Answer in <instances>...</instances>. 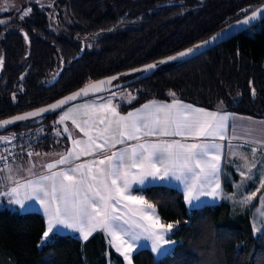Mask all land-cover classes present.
<instances>
[{
	"label": "trees",
	"instance_id": "trees-1",
	"mask_svg": "<svg viewBox=\"0 0 264 264\" xmlns=\"http://www.w3.org/2000/svg\"><path fill=\"white\" fill-rule=\"evenodd\" d=\"M263 2L19 0L13 10L16 17L10 15L0 24V119L48 103L91 80L180 51L223 30L243 10ZM61 6L70 21L59 29ZM28 7L30 15L19 19L21 9ZM55 8L59 21L54 20ZM109 28L84 47L76 38ZM54 70L57 74L51 82ZM128 86L135 88L136 98L120 107L122 112L149 100L176 98L264 118V20L195 59L164 65ZM59 113L7 131L24 134L23 130L49 122ZM42 142L37 143V151L43 149ZM133 193L155 205L163 224L174 225L170 238L175 241L169 254L159 260L149 248L137 250L132 255L134 264H264V231L254 233L249 211L235 213L224 200L188 208L183 193L166 185ZM45 229L41 213L0 208V264H126L103 231L87 240L55 233L40 246Z\"/></svg>",
	"mask_w": 264,
	"mask_h": 264
},
{
	"label": "snow or ice",
	"instance_id": "snow-or-ice-1",
	"mask_svg": "<svg viewBox=\"0 0 264 264\" xmlns=\"http://www.w3.org/2000/svg\"><path fill=\"white\" fill-rule=\"evenodd\" d=\"M6 10L0 9V11ZM21 11L23 15L19 19L23 20L30 15L31 10L21 9ZM257 15H264V9L253 11L251 17L244 23L255 19ZM2 23L4 21H0V24ZM25 39H27V34H25ZM213 39L216 38L213 37ZM204 43L207 44L210 41ZM196 47L198 48L200 45ZM193 51L194 49H188L187 52H181L168 59L176 60ZM165 62L161 61L160 63ZM155 67H157L156 64L147 65L143 71ZM114 79L117 78L112 77L108 81H101L91 87L99 88ZM78 95H87V91L82 89L80 93L68 97L56 105H51L49 109H39L36 112L2 120L0 128L37 116L40 112L54 110L60 104H64L67 100L74 99ZM152 103L155 104V102ZM174 106L160 105L155 113H149L143 117L129 112L127 117L121 116L116 121L120 139L113 142L108 137H103L101 144H95L96 138L90 137V140L96 148L103 151L108 146L115 147L117 143H124L125 139L139 140L141 135H190L193 137L218 135L220 139L225 138L224 121L227 116H221L219 122L213 125L202 120L199 116L190 117L187 114L174 116L170 111H164L165 109L170 110ZM149 107L148 104L143 106L144 109ZM182 107L195 113L204 111L203 109H192L191 105H182ZM111 111L115 113L114 108ZM139 112L140 110H137V113ZM161 112L164 114L160 115ZM204 115L215 117L216 113H204ZM134 116L136 118L129 123V119ZM68 118L69 114L66 112L61 116L59 122ZM72 122L76 124L74 119ZM121 122L124 123L121 124ZM100 123L103 124L104 120H101ZM172 125H175L174 129H172ZM128 128H131L132 131H127ZM65 131L68 129L65 128ZM81 131L84 129L81 128ZM101 131L106 132L108 129L105 128ZM9 139V137H0V140L5 142ZM79 143L80 141H74V144ZM220 148L219 144H184L175 140L145 142L113 152L110 156L105 155L90 164H78L67 170L52 171L58 164L70 162L73 153L69 151L54 163L44 165L48 174L41 175L35 180L17 178L13 174L15 170L6 164L5 168L9 174L3 175L4 169H0V186L6 187L7 190L0 191V197L9 198V203L18 205L21 209L26 207V201L38 202L43 207L47 225L41 237L42 243L50 239L51 235L55 234L54 230L61 226L78 231L83 240H87L94 231L100 229L111 237L109 243L113 244L127 264H132L131 253L144 246L142 241L150 244L151 252L159 260L169 254L171 246L175 243L170 238H166L167 234L173 230L174 225L161 223L156 214L155 205L149 203L143 196L132 195L130 189L133 184L144 185L149 179L152 181L170 179L183 184L184 201L189 205L199 201L202 196L215 199L219 195L218 190L220 189L218 179ZM213 149L215 152L212 151ZM84 151L86 154H91L89 149ZM252 152L255 153L256 149L253 148ZM31 155L29 153V156ZM37 155L39 154L37 153ZM75 158L79 159V155H76ZM0 159L7 160V157L0 156ZM97 164L100 167L94 172L93 166ZM27 171L32 174L30 168ZM241 175L243 176L244 173L241 172ZM209 177H217L215 183ZM21 179L24 180L23 183L20 182ZM261 187H264V182ZM21 190H24L23 197H21ZM255 196L256 193H252L242 203H247ZM261 215L264 216V213ZM259 229L260 225H254V232ZM115 241H119V243H114Z\"/></svg>",
	"mask_w": 264,
	"mask_h": 264
},
{
	"label": "crops",
	"instance_id": "crops-1",
	"mask_svg": "<svg viewBox=\"0 0 264 264\" xmlns=\"http://www.w3.org/2000/svg\"><path fill=\"white\" fill-rule=\"evenodd\" d=\"M152 102H155V104H153ZM146 104L150 105L148 109L143 108V106ZM160 105H175L170 110L169 109L164 110L165 112L170 111L174 116H179L181 114H187L190 117L199 116L202 120L207 121L213 125L219 122V118L221 116H227V119L224 121L225 138L220 139L218 135L207 136V137H203V136L193 137L190 135H179V136L141 135L139 140L125 139L124 143L122 144L117 143L115 144V147L108 146L104 148L103 151L95 147V144L103 143V137H108L113 142L115 140L120 139L119 130L117 129V124H116V121L119 120V117L121 116L127 117V114L129 112L136 113L141 117L147 116L149 113H155L157 107ZM182 105H191L192 109H203L204 111L202 113H195L192 110L184 109ZM113 108L115 109V113L111 111V109ZM137 110H140V112L137 113ZM66 112L69 114V118L64 120L63 122H60V125L62 126L63 129L62 131L64 132V136L68 140V145L66 150L65 148H61L55 150L52 153H47V154L38 153L39 155L37 157L26 162L20 161L22 159H25L26 156H22L18 158L17 160L9 164V166H11L13 170H15L13 174H15L17 178L23 177L24 179L35 180L41 175H47L48 171L45 169L44 165L48 163H54L55 161L59 160L62 155L67 154L69 151L73 153V157L71 158L70 162L62 165L58 164L55 168L52 169V171L67 170L68 168L78 164H90L92 161L94 160L98 161L99 159L103 158L105 155L110 156L113 152L130 148L131 146H134L139 143L158 142L162 140H167V141L175 140V141H180L181 143L184 144L203 143L209 145H213V144L221 145V148L219 150L220 171L218 173V179L220 183V189L218 190L219 195L215 199H213L212 197L202 196L199 200L202 202L199 203L194 202L193 205H189L186 203L188 207L194 208V207L202 206L204 204L219 203L221 201V193L224 192L222 190V185L226 173L228 159L229 161L231 160L233 162V165H231V167L229 168L230 170H232V174H234V177L236 176L237 173H239L238 172L239 168L236 167V165L234 164L235 161L244 160L247 161L246 163L250 164L252 169L253 167L256 166L257 168H259L260 173H257V177L259 178L260 183L264 182V118L239 114L235 112H228L223 109H208V108L196 106L189 102L178 100L176 98H173L170 101L149 100L140 104L138 107L129 110L126 113H122L118 111L116 107L110 103H102L101 101H97L95 99H86L71 104L66 108H64L62 111H60V113L57 115L58 121H60L61 116H63ZM204 113H216V116L209 117L204 115ZM163 114L164 112L160 113V115ZM135 118H136L135 116L130 118L128 122L130 123ZM73 119L76 121V124H73L72 122ZM101 120H104L103 124L100 123ZM123 123L124 122H121V124ZM76 125H79L80 127H77ZM65 128H67L68 131H65ZM81 128L84 129V131H81ZM105 128H107L108 131L106 132L101 131ZM174 128L175 125H172V129ZM127 131L131 132L132 129L128 128ZM0 137L10 138L9 141L7 142L0 140V153L8 149L12 144H16L14 142L15 140L14 133L0 134ZM90 137L96 138L95 144L91 142ZM74 141H80V143L74 144ZM253 148L256 149L255 153L252 152ZM85 149H89L91 151V154H86L84 151ZM212 151L215 152V149H213ZM76 155H79V159L75 158ZM258 158L262 160L260 165L255 163L257 162L256 159ZM99 167L100 166L98 164L93 166V171L95 172L96 169ZM29 168L31 169L32 174H30L27 171V169ZM8 174H9L8 170L4 168L3 175H8ZM258 175H260V177ZM216 178L217 177H209V179L212 180L213 183H215ZM20 182L23 183L24 180L21 179ZM145 184L147 185L169 184L170 186L178 187L182 192L184 187L183 184H181L180 182L170 179L165 181H159V180L152 181L151 179H149L148 181L145 182ZM6 190H7L6 187L0 186V191H6ZM130 193L131 194L133 193L132 188L130 189ZM23 195H24V190H21V197H23ZM125 203L127 202L125 201ZM0 208H8L19 212L34 211L41 213L44 216L47 225V217L44 213V209L38 202L26 201V207L24 209H21L18 205L9 203V198L0 197ZM98 231H102V230L97 229L91 235H93L95 232ZM54 232L59 234H71L83 240L78 231L66 229L63 228L62 226L55 229ZM106 236L110 241L111 237L108 236L107 233ZM114 243H117V241H115ZM141 248H149V247L142 246L138 248V250ZM136 251H134L133 254Z\"/></svg>",
	"mask_w": 264,
	"mask_h": 264
},
{
	"label": "rangeland",
	"instance_id": "rangeland-1",
	"mask_svg": "<svg viewBox=\"0 0 264 264\" xmlns=\"http://www.w3.org/2000/svg\"><path fill=\"white\" fill-rule=\"evenodd\" d=\"M18 2H19V0H0V9H7L6 11H0V21L8 20L10 15H12L13 17H16L17 14L13 10H14L15 6L18 4ZM61 8H62L61 16L63 17V22L61 23V26H59V29H61V27L63 26V23H67L70 21V18H68L66 15L67 13L65 11V8L63 6H61ZM252 8L253 7H249L247 9L243 10L242 13L245 14L248 11H250ZM29 9L31 10L30 7L25 8L24 11H28ZM1 15H3V17H1ZM21 15H23V12H20V16ZM59 15L60 14H59L58 9L55 8L54 9V20L59 21V18H58V17H60ZM110 30H112V28L95 30V31H92V32L87 33V34L78 35L76 38H78L82 42V46L84 47L87 44H89L92 39H94V38H96V37H98V36H100L106 32H109ZM56 74H57V70H54L51 73V75H50L51 82L53 81ZM171 94H173V93H171ZM135 98H136L135 88L132 86H125V87H122L118 90H114L108 94L93 97L90 99H95L97 101H101L102 103H110L113 106H115L118 111H120V107H122L123 105H126V106L130 105L135 100ZM134 108H136V107H134ZM134 108H131L129 110H132ZM129 110H127L125 112H122V111H120V112L126 113ZM56 118H57V116H56ZM56 118L49 120V122L46 121L42 124H39V126H35L33 128H30V129H25V130H23V132H25L24 134H15L14 133V135H15L14 142L20 144L19 146H21L22 144H26L27 148L30 147L29 148L31 150L30 153L32 154L31 156H29V153L28 154H21L15 160H17L18 158H20L22 156H26L25 159L20 160L22 162H26V161H30V160L34 159L35 157H37L38 156L37 153H41V154L52 153L55 150H58L61 148H65V150H66L67 145H68V140L64 136V132L62 131L63 129H62V126L60 125V122L58 121V118L57 119ZM39 121H41V118L36 119L34 121H31V123H36ZM8 133H13V132H12V130H10V131H6V132L0 133V134H8ZM17 135H20L21 137L16 139ZM39 140L43 141L41 144V149L43 148L45 150V149L49 148L50 149L49 152L43 151V149L40 151L36 150V145L39 142ZM12 145H17V144H12ZM8 149H6L5 151H7ZM5 151H3V152H5ZM3 152H1V153H3ZM256 160H257V162H255V163L260 165L262 160L260 158H258ZM12 162L13 161H11L10 163H12ZM246 162L247 161H244V160L235 161L234 164L236 165V167L239 168V171H238L239 173L236 172L237 174L234 177V174H232V170H230V168H229V167H231V165H233V162L231 160L229 161V159H228L226 173H225V177H224V181H223V185H222V190L224 192L221 193V201H223V200L229 201L231 206H232L233 212H235V213L236 212H242V211H249L251 213L253 227H254V225H260V229L256 232H254L255 234H258V233L264 231V216L261 215V213H264V191H263L264 187H261L262 183L259 182V178L257 177V173H260L259 168H257V166H256V167H253V169H252L250 164L246 163ZM241 172L244 173L243 176L241 175ZM258 176L260 177V175H258ZM151 185L170 186L169 184H151ZM151 185L136 184V185H133L132 191L134 192L135 189H144V188L151 186ZM172 187H174V186H172ZM175 188L179 189L178 187H175ZM258 189H259V191H257ZM252 193H256V196L253 197L251 200H249L247 203H242L243 201H245V198L251 196ZM132 195H134V193H132ZM135 196H142V195L139 193H136ZM199 202H202V201H196V203H199ZM188 208H191V207H188ZM194 208H196V207H194ZM156 214H157V212H156ZM170 234H171V232L167 234L166 238H170ZM47 241L48 240H46L43 243L40 242V246L45 244ZM172 241H174V240H172ZM117 243H119V241H117ZM141 243L144 246H147L150 248V244L148 242L142 241ZM174 246H175V243L171 246L170 251L173 249ZM133 252L131 253V260H132ZM125 263L127 264L126 261H125ZM132 264H134L133 260H132Z\"/></svg>",
	"mask_w": 264,
	"mask_h": 264
},
{
	"label": "water",
	"instance_id": "water-1",
	"mask_svg": "<svg viewBox=\"0 0 264 264\" xmlns=\"http://www.w3.org/2000/svg\"><path fill=\"white\" fill-rule=\"evenodd\" d=\"M261 9H264V2L262 4L256 6V7L252 8L250 11L243 14L242 16H240L237 20L232 22L230 25H228L223 30L216 32L215 34L209 36L208 38L203 39L201 41H198V42H196V43H194V44H192V45H190V46H188V47H186L180 51H177V52L172 53L170 55L156 59L152 62L146 63V64L139 66V67H135V68H132V69H129L126 71H122L119 73H115L112 75H107V76H104V77H101L98 79L91 80V81L79 86L78 88H76V89H74V90H72V91H70V92L50 101V102H48V103H45V104H42V105L37 106L35 108L29 109L26 111H22V112L10 115L8 117L2 118V119H0V121L6 120V119H11L12 117H15L18 115H24L26 113L36 112L39 109H49L51 105H56L60 101H65L66 98H68V97H73L75 94L80 93L82 89L87 91V95L75 96L74 99L67 100L66 103L60 104L54 110L40 112V114L37 116L29 117L26 120L18 121V122H15L13 124L7 125L3 128H0V133L6 132L7 130L11 129L13 126H15L17 124L29 122V121L31 122V121L43 118V117L48 116V115L58 113V112L62 111L64 108H66L67 106L74 104L76 102L83 101V100L90 99V98L97 97V96H101V95H105V94H108L114 90H118L122 87L136 83L140 80H143L148 75H150L151 73H153L158 68H160L164 65L195 59V58L199 57L200 55L206 53L207 51H209L213 48H216V47L220 46L221 44L229 41L230 39H232V38H234V37H236L242 33H245L246 31L254 29L256 26H258L260 23H262L264 20V15H257V17L255 19L249 20L248 23H244V21L246 19L251 17L253 11H257V10H261ZM213 37H215L216 39H213ZM205 41H210V43L205 44L204 43ZM198 45H200V47L197 48L196 46H198ZM188 49H194V51L191 54H189L185 57H181V58L176 59V60H169L168 59L169 57L177 56L181 52H187ZM161 61H166V62L160 63ZM152 64H156L157 67L150 69L148 71H143L145 66L152 65ZM137 69H139L141 71H134ZM129 76H131V77L128 79L120 80L122 78L129 77ZM112 77H116L117 79L111 80L110 83H105L102 86H100L99 88L91 87V85H96L101 81H108ZM118 80H120V81H118Z\"/></svg>",
	"mask_w": 264,
	"mask_h": 264
},
{
	"label": "built area",
	"instance_id": "built-area-1",
	"mask_svg": "<svg viewBox=\"0 0 264 264\" xmlns=\"http://www.w3.org/2000/svg\"><path fill=\"white\" fill-rule=\"evenodd\" d=\"M29 148L27 146L12 145L7 151L0 153V156L7 157V160L0 159V169H4L6 164L8 165L11 161H14L19 155L30 153Z\"/></svg>",
	"mask_w": 264,
	"mask_h": 264
},
{
	"label": "bare ground",
	"instance_id": "bare-ground-1",
	"mask_svg": "<svg viewBox=\"0 0 264 264\" xmlns=\"http://www.w3.org/2000/svg\"><path fill=\"white\" fill-rule=\"evenodd\" d=\"M23 146V145H22ZM24 146H26V145H24Z\"/></svg>",
	"mask_w": 264,
	"mask_h": 264
}]
</instances>
